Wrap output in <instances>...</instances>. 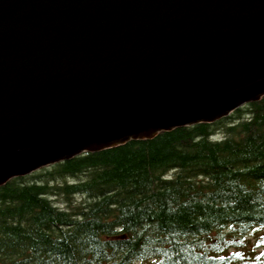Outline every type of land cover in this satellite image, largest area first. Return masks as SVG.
<instances>
[{"label": "water", "instance_id": "obj_1", "mask_svg": "<svg viewBox=\"0 0 264 264\" xmlns=\"http://www.w3.org/2000/svg\"><path fill=\"white\" fill-rule=\"evenodd\" d=\"M264 98V0H0V188Z\"/></svg>", "mask_w": 264, "mask_h": 264}, {"label": "trees", "instance_id": "obj_2", "mask_svg": "<svg viewBox=\"0 0 264 264\" xmlns=\"http://www.w3.org/2000/svg\"><path fill=\"white\" fill-rule=\"evenodd\" d=\"M237 115L12 180L0 264H264V98Z\"/></svg>", "mask_w": 264, "mask_h": 264}, {"label": "rangeland", "instance_id": "obj_3", "mask_svg": "<svg viewBox=\"0 0 264 264\" xmlns=\"http://www.w3.org/2000/svg\"><path fill=\"white\" fill-rule=\"evenodd\" d=\"M237 113H238V111L235 112L229 119H227L228 124L236 123L238 121L239 116L237 115ZM27 178H31V176H29ZM61 207H64V206H61Z\"/></svg>", "mask_w": 264, "mask_h": 264}]
</instances>
